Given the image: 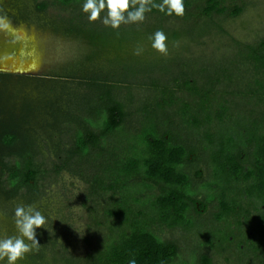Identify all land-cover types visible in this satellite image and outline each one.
<instances>
[{"label":"rangeland","instance_id":"obj_1","mask_svg":"<svg viewBox=\"0 0 264 264\" xmlns=\"http://www.w3.org/2000/svg\"><path fill=\"white\" fill-rule=\"evenodd\" d=\"M44 1L47 7L41 10L39 6ZM222 1L226 6H243V11L235 17L213 14L209 20L196 15L185 20L170 16L161 22L157 14L145 12L142 22L121 23L119 28L129 31L121 42L110 35L109 40L103 43L90 39L85 33L69 29V21L82 11L84 2L64 7L55 4L53 0H0V18L6 19L8 28L24 34L32 44L29 45L22 34L14 33L11 48H22L23 51L17 50L14 63L10 64L16 68L29 66L32 62L29 59L31 47L35 62L29 71L0 74V130L11 126V132L16 134L18 140L34 139L37 150L35 160L46 171L38 181L37 194L31 202L25 190L11 199L0 192V238L16 234L13 212L17 205H33L46 217L45 224L36 229L39 248L25 254L24 259L17 261V264H53L56 257L65 253L84 256L99 244L105 232L103 210L109 206L111 194H97L90 184L94 177L105 176V167L90 161L75 168H64L57 173L54 170L59 160L65 158V152L72 145L78 131L84 128L83 120L90 116L85 101L90 99L92 104L98 102L95 90L100 88L99 83L106 82L107 85V82H116L122 85V88L117 87L119 91L116 96L126 103L130 112L128 122L132 125L128 122L126 125H138L136 122L141 117L142 104L152 103L154 98L153 91L148 89L149 79L159 78L162 81V61L167 73L182 67L187 72L196 70L197 74H191V78H197V71L202 66L217 61L224 64L233 60L238 62V44H253L264 38V0ZM191 10L194 14L198 13L195 5ZM106 12L103 11L95 20L98 25H103L102 19ZM87 15L85 20H88ZM156 27L167 37V54L151 47L149 37L156 31ZM3 29L7 28H1L0 34L10 33L8 29ZM204 29L205 32L198 35ZM173 32L178 33L176 37L172 36ZM5 38L0 35V49L7 43ZM125 67H131L134 71L129 78L125 77ZM235 67L238 69L232 75L229 87H221L226 90L222 94L227 93L222 96L223 99L232 104H229L231 112L246 117L253 114L261 118L263 108L256 105L255 101L234 95L245 91L251 67L240 61ZM92 81L97 82L96 89L90 86ZM182 82L179 81L180 84ZM216 90L217 95H221L220 87ZM175 94L179 98H188L186 92L177 91ZM217 98L221 99L219 96ZM235 102L238 105H234ZM68 113L73 119L71 117L56 122ZM242 120L238 121L242 124ZM232 124L237 123L227 122L222 132H230L232 126L238 128ZM212 126L216 127L215 124ZM200 130L202 132L204 127ZM198 138H190L188 143L196 144ZM201 153L196 162L185 163L184 168L192 177L191 190L196 193V197L208 200L210 191L204 189V185L212 179L211 169L203 157L206 153ZM5 157L4 160L14 163V156ZM197 172L201 175L196 176ZM6 175L2 178L5 179ZM7 186L4 181V187ZM242 204L243 214L248 211V217H240L241 223L234 233L243 242L240 248L244 252L236 248V240L227 248H219L215 242L213 247L205 243L209 231L222 224L216 220L217 199L209 202L205 213L190 215L193 223L190 230L163 227L157 228L156 232L162 238L173 239L179 244L177 262H186L191 256L197 259L207 254L213 264H264L263 255L257 256L251 248L246 247V244L258 240L259 230L256 222H252L255 210L247 200H243ZM94 217L99 219L101 226L96 225Z\"/></svg>","mask_w":264,"mask_h":264},{"label":"trees","instance_id":"obj_2","mask_svg":"<svg viewBox=\"0 0 264 264\" xmlns=\"http://www.w3.org/2000/svg\"><path fill=\"white\" fill-rule=\"evenodd\" d=\"M53 1L64 7L84 2ZM183 2L184 15L173 14L172 17L190 20L199 15L211 20L213 14L235 17L243 11V6H226L222 0ZM160 3L162 0H152L148 5L151 7L149 12L159 16V22L170 17L152 7ZM194 5L197 14L191 10ZM39 7L43 10L47 2H42ZM128 10H132V7ZM78 13L69 21L70 31L85 33L94 41L105 43L111 35L121 42L124 35L129 34L127 29L98 25L97 21L85 20L86 13ZM156 28L157 31L159 27ZM204 32L205 29L200 30L198 35ZM177 34L173 32L172 36L176 37ZM238 45V62L233 60L224 64L217 61L202 66L197 71V78H191V74H197L196 70L187 72L182 67L167 73L162 61V81L159 78L149 79L148 89L153 91L154 98L152 103L142 104L141 117L136 122L138 125H126L130 121V112L126 103L116 96L122 85L116 82H107V85L106 82L99 83L100 88L95 90L98 102L92 104L90 99L85 101L90 116L83 120L84 128L78 131L65 152V158L59 160L54 170L57 173L90 161L105 167L104 177L96 176L89 182L95 193L111 194L109 206L103 210L105 232L99 244L86 255L65 253L56 257L53 264H128L132 259L136 264H213L207 254L177 262L179 244L173 239L162 238L156 232L157 228L163 227L190 230L193 226L190 215L205 213L213 199L218 200L216 220L222 224L209 231L205 243L213 247L215 242L219 248H227L236 240V248L244 252L240 248L243 242L236 237L234 230L240 225L241 216L248 217V211L243 214L242 204L243 200H247L256 212L252 222H256L259 234L258 240L249 239L252 242L246 247L251 248L257 256L264 257V38L253 44ZM239 61L250 66L251 73L246 83L247 89L234 95L255 101L263 108L261 118L231 112L232 104L222 97L227 93L222 94L226 90L221 87H229ZM125 68V77L129 78L134 71L131 67ZM181 80L183 82L180 84ZM96 85L97 82L92 81L90 86L96 89ZM219 87L221 95H217L216 89ZM177 91L186 92L188 98H179L175 94ZM234 105L238 104L235 102ZM71 117L68 113L56 122ZM241 119L242 124L238 121ZM229 121H235L237 124L232 125L238 128L232 126L230 132L223 133ZM202 126L204 130L201 132ZM1 136L0 192L11 199L25 190L31 202L37 194L38 181L46 174L35 160V140H18L11 128L5 129ZM198 136L196 144L188 143L190 138L196 140ZM203 151L212 177L204 185V189L210 191L208 200L196 197L191 190L192 177L184 168L185 163L196 162ZM9 155L15 157L12 164L4 160ZM200 175L197 172L196 176ZM4 181L7 187H4ZM94 221L96 225H102L98 218L94 217Z\"/></svg>","mask_w":264,"mask_h":264},{"label":"clouds","instance_id":"obj_3","mask_svg":"<svg viewBox=\"0 0 264 264\" xmlns=\"http://www.w3.org/2000/svg\"><path fill=\"white\" fill-rule=\"evenodd\" d=\"M151 2L152 0H131L134 10L128 11L130 0H84L82 11L88 14L89 21H95L107 9L102 23L116 29L121 23L142 22L145 18L144 13L151 11V7L148 6ZM152 7L169 16L173 14L183 16L185 11L183 0H162V3L153 4ZM8 26V21L0 18V28ZM149 39L153 49L167 54L165 44L167 37L162 30L155 31ZM45 222L46 217L33 205H17L13 212L16 234L0 238V264H17V261L24 259L25 254L37 250L39 242L36 229L41 228ZM128 264H136L135 259L129 260Z\"/></svg>","mask_w":264,"mask_h":264},{"label":"bare ground","instance_id":"obj_4","mask_svg":"<svg viewBox=\"0 0 264 264\" xmlns=\"http://www.w3.org/2000/svg\"><path fill=\"white\" fill-rule=\"evenodd\" d=\"M1 29V28H0ZM7 29H8V31H10V32H12V33H20V32H17L16 30H13V29H11V28H8L7 27ZM6 33V32H5ZM20 34H22V33H20ZM13 34H8V33H6V35H5V40L7 41V43H5V45H4V48H3V50H4V52H3V54H2V56L0 57V60L3 58V56H4V54H8L9 55V57H7L6 59H2L1 60V62H0V70H4V71H8V72H22V71H26V70H28L29 71V69H31L32 67H34V61H33V53L31 52V51H33V48L31 47L32 46V44L27 40V38H26V36L24 35V34H22V36L26 39V42L27 43H29V45H31L30 47H31V51H30V54H29V59H30V62H31V64L29 65V66H26V67H18V68H16V67H13V65L14 64H10V63H14V54H16L17 53V50H18V48H13V46H12V48H11V42H12V38L11 37H15V36H12ZM4 37V36H3ZM17 37V36H16ZM8 42H10V44L8 43ZM10 46V47H9ZM11 48V49H10ZM21 51H23V49L21 50ZM7 52V53H6ZM25 54H26V52H25ZM24 55V54H23ZM6 56V55H5ZM10 59V60H9ZM28 59V58H27Z\"/></svg>","mask_w":264,"mask_h":264},{"label":"flooded vegetation","instance_id":"obj_5","mask_svg":"<svg viewBox=\"0 0 264 264\" xmlns=\"http://www.w3.org/2000/svg\"><path fill=\"white\" fill-rule=\"evenodd\" d=\"M3 30H7V29H3ZM0 31H1V29H0ZM7 32H9V31H7ZM6 34V33H5ZM10 35L11 34H14V33H9ZM0 35H2V36H4L5 37V35L2 33V34H0ZM20 49H22V48H19V50L18 51H21ZM7 53V52H6ZM2 54H3V48L2 49H0V57L2 56ZM7 57H9V55L8 54H5ZM3 56V58L2 59H4V57H6V56ZM1 59V60H2ZM8 59V58H7ZM10 60V59H9ZM14 67V66H13ZM0 74H10V72H8V71H4V70H0ZM0 121H1V119H0ZM9 128H11V130H13V128L11 127V126H9ZM5 129H8V127L7 126H5L3 129H1L0 130V141H1V139H2V132L5 130Z\"/></svg>","mask_w":264,"mask_h":264}]
</instances>
